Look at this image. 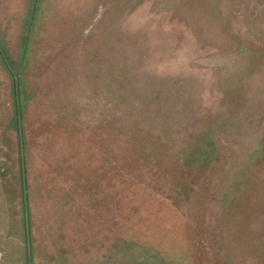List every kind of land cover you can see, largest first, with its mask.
Segmentation results:
<instances>
[{"label": "rangeland", "instance_id": "obj_1", "mask_svg": "<svg viewBox=\"0 0 264 264\" xmlns=\"http://www.w3.org/2000/svg\"><path fill=\"white\" fill-rule=\"evenodd\" d=\"M0 52V264H264V0H0Z\"/></svg>", "mask_w": 264, "mask_h": 264}, {"label": "trees", "instance_id": "obj_2", "mask_svg": "<svg viewBox=\"0 0 264 264\" xmlns=\"http://www.w3.org/2000/svg\"><path fill=\"white\" fill-rule=\"evenodd\" d=\"M0 57L3 58V55L2 53L0 52ZM3 60V59H2ZM13 77L15 78V76L13 75ZM17 89L16 87H14V92H16ZM17 99V98H16ZM15 99V106H18V101ZM16 112H17V107H16ZM18 115V114H17ZM25 206V201L23 200V208ZM24 220L26 221V216H24ZM26 225H27V221H26ZM26 227V226H25ZM26 229V228H25ZM28 244V243H27ZM28 249H29V246H28Z\"/></svg>", "mask_w": 264, "mask_h": 264}, {"label": "flooded vegetation", "instance_id": "obj_3", "mask_svg": "<svg viewBox=\"0 0 264 264\" xmlns=\"http://www.w3.org/2000/svg\"><path fill=\"white\" fill-rule=\"evenodd\" d=\"M25 241H26V240H25ZM25 241H24V245L26 246V251H25V252H26V254H27V255H26V256H27L26 258L28 259V244H27V242H25ZM25 246H24V247H25Z\"/></svg>", "mask_w": 264, "mask_h": 264}]
</instances>
